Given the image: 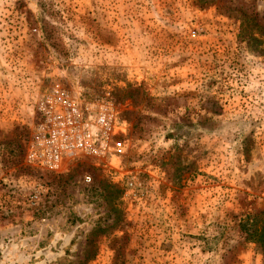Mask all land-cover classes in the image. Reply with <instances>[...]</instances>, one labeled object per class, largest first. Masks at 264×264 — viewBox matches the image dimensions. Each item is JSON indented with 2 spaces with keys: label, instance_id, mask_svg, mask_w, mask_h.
Returning a JSON list of instances; mask_svg holds the SVG:
<instances>
[{
  "label": "rangeland",
  "instance_id": "374dc122",
  "mask_svg": "<svg viewBox=\"0 0 264 264\" xmlns=\"http://www.w3.org/2000/svg\"><path fill=\"white\" fill-rule=\"evenodd\" d=\"M55 88L119 165L25 163ZM263 226L264 0H0V264H264Z\"/></svg>",
  "mask_w": 264,
  "mask_h": 264
},
{
  "label": "built area",
  "instance_id": "2783aa9c",
  "mask_svg": "<svg viewBox=\"0 0 264 264\" xmlns=\"http://www.w3.org/2000/svg\"><path fill=\"white\" fill-rule=\"evenodd\" d=\"M25 148L24 161L41 171L60 174L80 158L120 164L126 152L128 127L118 117L109 95L83 103L68 91L55 88L39 109ZM114 167V166H113ZM128 182L127 186L132 187Z\"/></svg>",
  "mask_w": 264,
  "mask_h": 264
},
{
  "label": "trees",
  "instance_id": "16d2710c",
  "mask_svg": "<svg viewBox=\"0 0 264 264\" xmlns=\"http://www.w3.org/2000/svg\"><path fill=\"white\" fill-rule=\"evenodd\" d=\"M47 173H53V172H48V171H45ZM111 190H114V191H111L109 190L108 192L111 193V195L116 196L118 191H115V189L111 186L109 187ZM254 233H259V236H258V240L260 242V245H261V249L264 253V226L262 228L259 229V232L256 231V229L254 230ZM89 252L86 253V256H88Z\"/></svg>",
  "mask_w": 264,
  "mask_h": 264
}]
</instances>
